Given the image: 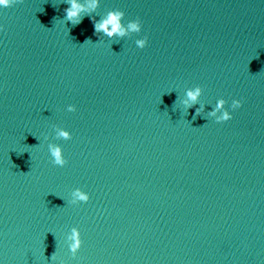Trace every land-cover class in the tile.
Returning a JSON list of instances; mask_svg holds the SVG:
<instances>
[{
    "label": "water",
    "instance_id": "95a60500",
    "mask_svg": "<svg viewBox=\"0 0 264 264\" xmlns=\"http://www.w3.org/2000/svg\"><path fill=\"white\" fill-rule=\"evenodd\" d=\"M66 7H0V264H264V0H100L142 30L99 42Z\"/></svg>",
    "mask_w": 264,
    "mask_h": 264
},
{
    "label": "clouds",
    "instance_id": "9594fccd",
    "mask_svg": "<svg viewBox=\"0 0 264 264\" xmlns=\"http://www.w3.org/2000/svg\"><path fill=\"white\" fill-rule=\"evenodd\" d=\"M18 0H0V7H9ZM100 0H63V3L67 4L68 7L64 9V22H70L74 27L81 23L83 17L87 15L94 27V34L99 36V39L96 42L100 41L101 36H106L109 39L112 38H124L128 37L133 33H140L142 30V23L140 19L137 17L135 19H130L126 23L123 22L124 12L119 9H109L107 13L103 16H100L99 19H96L92 13L99 6ZM0 30H3V26L0 25ZM147 36L145 35L142 38H137L135 40V45L138 48H144L147 44ZM85 42H93L90 38L86 39ZM81 43V44H83ZM94 43V42H93ZM202 89L199 85H196L194 88H190L186 91L187 99L180 101V103L184 106L186 110L197 105L198 97L201 95ZM176 100L173 104L176 103ZM226 101L224 98H219L216 100L215 105L211 107V111L207 113L208 117H213L215 122H225L232 118L231 112L227 110L224 106ZM242 101L240 99H232L230 108L237 109L241 106ZM204 105L199 104V107L195 108V114L193 117L200 116V113L204 110ZM76 110L75 105L69 104L67 105V111L74 112ZM55 129V137L57 139L68 140L71 139V134L68 130L54 126ZM36 138V137H35ZM37 139V138H36ZM44 140H48L47 136H44ZM48 153L50 155L51 163L53 165L63 167L67 160L63 155L62 148L59 144L49 142L47 144ZM89 200V195L87 192L81 190L80 188H74L72 191V199L68 201L70 204H77L78 202L86 203ZM65 243L67 244L69 252L75 257L76 253L81 247V239L80 232L77 227H72L70 230V234L65 236ZM51 259L55 260V252L52 254Z\"/></svg>",
    "mask_w": 264,
    "mask_h": 264
}]
</instances>
